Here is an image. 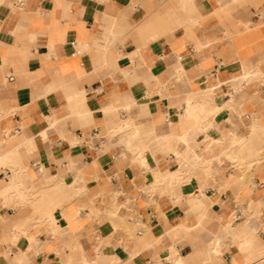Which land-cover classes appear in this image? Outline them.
Listing matches in <instances>:
<instances>
[{
  "label": "crops",
  "instance_id": "crops-1",
  "mask_svg": "<svg viewBox=\"0 0 264 264\" xmlns=\"http://www.w3.org/2000/svg\"><path fill=\"white\" fill-rule=\"evenodd\" d=\"M261 155L264 0H0V264H264Z\"/></svg>",
  "mask_w": 264,
  "mask_h": 264
},
{
  "label": "rangeland",
  "instance_id": "rangeland-1",
  "mask_svg": "<svg viewBox=\"0 0 264 264\" xmlns=\"http://www.w3.org/2000/svg\"><path fill=\"white\" fill-rule=\"evenodd\" d=\"M134 123L131 119H123L119 125V130H123L124 127L126 128H131L133 127ZM132 151V150H131ZM134 154H136L137 156H141L140 153H137L135 151H132ZM173 154L176 155L177 157V161H179L180 163L182 162L181 160H183V158L185 157V152L184 153H176V150H173L172 151ZM237 155V157L235 159H237L238 162H240L241 166H244L245 164V161H244V158L243 156H241V154L243 155V151L241 152L240 156H239V153H235ZM225 157L229 158V159H233V156H230L229 153H224L223 154ZM241 157V158H240ZM262 157H264V155H261V156H257L255 158V161H258L260 160ZM252 162H254V159L252 160ZM251 162V163H252ZM251 167V164L248 163V165L246 166V169H249ZM212 173V161H202L200 162L199 164H197V166L193 167V168H189L187 170V176L185 179H189L191 176H194L196 175L197 177L199 178H206L208 177L209 175H211ZM156 175V174H155ZM170 181L169 182H172L174 179H179L180 176H177L175 174H173L171 177H170ZM172 180V181H171ZM183 179L177 181V182H181ZM200 196H202L200 199H199V202L201 204V206H203L204 208H207L208 206V203L206 201V198H205V194L202 193V194H198ZM36 197V196H35ZM192 202V201H191ZM84 264H89V262L85 261ZM93 264H107V263H100V261H97ZM110 264H115L114 262L113 263H110Z\"/></svg>",
  "mask_w": 264,
  "mask_h": 264
},
{
  "label": "bare ground",
  "instance_id": "bare-ground-1",
  "mask_svg": "<svg viewBox=\"0 0 264 264\" xmlns=\"http://www.w3.org/2000/svg\"><path fill=\"white\" fill-rule=\"evenodd\" d=\"M193 157L196 158V159H200V158H201V157H199L196 153L193 154ZM194 158H193V159H194ZM174 174L178 176L177 173H174ZM171 181H172V180H171ZM15 185H16V184H15ZM14 187H15V186H13V189L16 188V187H15V188H14ZM15 190H16V189H15ZM18 190H19V189H18ZM19 191H20V190H19Z\"/></svg>",
  "mask_w": 264,
  "mask_h": 264
}]
</instances>
